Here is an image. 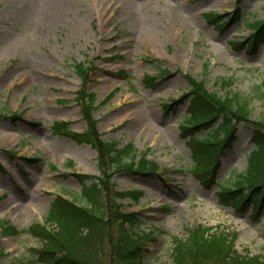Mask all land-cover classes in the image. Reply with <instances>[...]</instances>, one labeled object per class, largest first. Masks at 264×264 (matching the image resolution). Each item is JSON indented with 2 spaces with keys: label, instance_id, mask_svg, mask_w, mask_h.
Returning a JSON list of instances; mask_svg holds the SVG:
<instances>
[{
  "label": "rangeland",
  "instance_id": "374dc122",
  "mask_svg": "<svg viewBox=\"0 0 264 264\" xmlns=\"http://www.w3.org/2000/svg\"><path fill=\"white\" fill-rule=\"evenodd\" d=\"M45 1L0 0V221L16 231L0 230V264H49L37 250L44 249L40 231L51 202L61 196L84 204L76 176L100 170L115 192H140L136 201L109 196L102 212L115 202L138 221L132 231L149 237L141 244L145 264H173V239H186L195 227L226 236L239 257L264 262V209L258 217L251 206L238 212L218 195L245 170L252 129L237 126L232 146L218 154L216 177L203 184L180 130L188 100L164 108L186 93V77L218 95L224 91L217 81L229 79L226 90L249 98L251 118L260 117L264 43L252 51L246 38L253 22L264 21V0H73L51 19ZM208 14L222 16L206 21ZM221 20L229 24L221 28ZM139 24L155 28L152 38L138 35ZM76 63L88 69L85 88L95 96L100 139L131 144L136 158L143 153L158 166L155 174L114 168L107 157L100 166L90 145L54 132L56 123L72 133L86 129L75 102ZM116 229L103 228L97 264H113L108 236Z\"/></svg>",
  "mask_w": 264,
  "mask_h": 264
},
{
  "label": "trees",
  "instance_id": "16d2710c",
  "mask_svg": "<svg viewBox=\"0 0 264 264\" xmlns=\"http://www.w3.org/2000/svg\"><path fill=\"white\" fill-rule=\"evenodd\" d=\"M224 16L228 15L223 14ZM222 15L208 14L206 21L215 20ZM230 21H233L230 18ZM221 28L229 24L218 22ZM252 32L246 40H250V49L264 43V21L253 22ZM87 71L84 63L74 64V72L81 81V88L75 94V102L85 120L86 129L82 133H72L66 123L53 124L57 135L65 136L78 143L90 145L97 153L100 166H104V159L113 166L137 175H152L158 166L150 161L145 162L143 153L136 158V149L131 144L121 147L114 141H102L96 131V120L93 115L97 109L95 96L87 94ZM163 77L169 76L162 71ZM151 79V78H149ZM187 79L186 93L178 99L164 104L169 109L184 99L188 100V116L180 128L183 136L190 140L191 154L199 160V182L212 183L219 168L218 154L229 149L235 141L237 126L248 125L252 129L250 141L253 149L248 153L247 166L238 174L235 182L230 186H220L218 195L222 205L231 206L234 210L245 211L252 207L255 217L264 209V110L259 118L252 119L249 108L250 99L239 93L227 91L232 83L229 79H220L216 85L224 93L208 92L204 81ZM257 95L264 99V84L258 88ZM192 115L195 118L192 119ZM15 117V116H14ZM215 125V126H214ZM199 132L204 134L196 137ZM194 171V170H193ZM79 184V196L84 204L76 205L74 200H66L57 196L50 204L40 233L43 250H37L38 259L49 264H97L98 252L101 246L104 227L110 223L116 225L114 237L109 235V251L113 264H145L141 244L148 234H137L135 229L137 220L131 213L120 212V205L112 203L102 212V205L109 196L118 199L136 201L140 198L139 191H114V185L103 170L97 176H76ZM0 221V230L4 233H15L10 227H5ZM134 226V227H133ZM40 230V229H39ZM111 236V237H110ZM149 238V237H148ZM173 264H199L202 261L214 264H264L258 258L239 257L231 250V242L219 233L209 234L208 230L195 227L187 231V238L173 239Z\"/></svg>",
  "mask_w": 264,
  "mask_h": 264
},
{
  "label": "bare ground",
  "instance_id": "6f19581e",
  "mask_svg": "<svg viewBox=\"0 0 264 264\" xmlns=\"http://www.w3.org/2000/svg\"><path fill=\"white\" fill-rule=\"evenodd\" d=\"M72 1L73 0H46L42 11L46 13L45 15H49L51 19L52 17H57L63 10H69ZM118 1H123L126 5L130 3V0ZM136 28L140 37L152 38V34L155 32V28L150 24H139Z\"/></svg>",
  "mask_w": 264,
  "mask_h": 264
}]
</instances>
